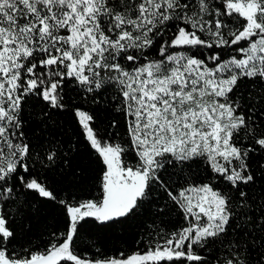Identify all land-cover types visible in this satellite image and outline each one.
I'll return each instance as SVG.
<instances>
[{"label":"snow or ice","instance_id":"snow-or-ice-1","mask_svg":"<svg viewBox=\"0 0 264 264\" xmlns=\"http://www.w3.org/2000/svg\"><path fill=\"white\" fill-rule=\"evenodd\" d=\"M42 203L64 230L17 247ZM0 264H264V0H0Z\"/></svg>","mask_w":264,"mask_h":264},{"label":"trees","instance_id":"trees-1","mask_svg":"<svg viewBox=\"0 0 264 264\" xmlns=\"http://www.w3.org/2000/svg\"><path fill=\"white\" fill-rule=\"evenodd\" d=\"M106 116L107 113L105 112H100L96 116L97 124L100 125L102 131L111 130L108 127V121L105 119ZM119 131L121 134L124 132L123 124H121ZM89 172L93 179L89 180L85 187H90L95 182V173L91 171V167ZM57 187L79 191L80 186L71 184L69 178L63 183H58ZM149 216L150 213H147L145 216H137L123 221L122 226L104 229L96 228L89 222L81 227L80 237L76 240L74 252L80 256L98 258V252L103 253L104 256H116L121 252L128 255L137 250H144V244L137 245V241L146 240L149 232L153 229ZM24 223L31 225V231L23 234V238L17 247L20 245L27 246L31 242L33 245L39 244L43 248L49 240V231L64 230L62 214L54 205L48 203L40 204L39 211L32 209L30 213L25 215ZM16 226L21 227L20 217H17ZM145 227H147V231H145ZM152 234L154 235V232Z\"/></svg>","mask_w":264,"mask_h":264},{"label":"rangeland","instance_id":"rangeland-1","mask_svg":"<svg viewBox=\"0 0 264 264\" xmlns=\"http://www.w3.org/2000/svg\"><path fill=\"white\" fill-rule=\"evenodd\" d=\"M82 258H88V259H95V258H90V257H85V256H81Z\"/></svg>","mask_w":264,"mask_h":264}]
</instances>
